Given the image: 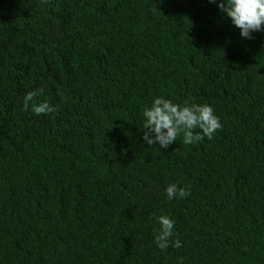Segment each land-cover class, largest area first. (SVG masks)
<instances>
[{"label": "trees", "instance_id": "1", "mask_svg": "<svg viewBox=\"0 0 264 264\" xmlns=\"http://www.w3.org/2000/svg\"><path fill=\"white\" fill-rule=\"evenodd\" d=\"M251 35L208 0H0V264H264ZM39 88L58 111H22ZM155 96L208 103L222 128L148 146ZM170 183L191 194L168 199ZM162 214L180 248L155 245Z\"/></svg>", "mask_w": 264, "mask_h": 264}, {"label": "clouds", "instance_id": "2", "mask_svg": "<svg viewBox=\"0 0 264 264\" xmlns=\"http://www.w3.org/2000/svg\"><path fill=\"white\" fill-rule=\"evenodd\" d=\"M215 3L222 15L240 30V35L246 39L252 38L253 32H264V0H208ZM43 89L28 91L22 98V111L29 109L36 115H47L58 111V105H52L47 100H41ZM63 97V93L58 91ZM142 139L148 145H159L167 149L182 137L184 145H195L207 138L211 140L214 134L222 128L218 116L208 103L174 102L163 96L153 97L150 105L142 110ZM168 199H184L188 197L190 188L178 187L175 183L166 186ZM158 228L154 229V243L162 251L168 247L180 248L179 239L173 240L174 222L167 215L156 218Z\"/></svg>", "mask_w": 264, "mask_h": 264}]
</instances>
